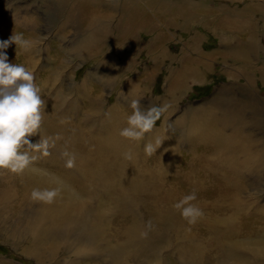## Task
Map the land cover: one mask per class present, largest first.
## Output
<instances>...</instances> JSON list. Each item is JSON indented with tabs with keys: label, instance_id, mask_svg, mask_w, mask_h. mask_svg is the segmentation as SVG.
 Returning a JSON list of instances; mask_svg holds the SVG:
<instances>
[{
	"label": "rangeland",
	"instance_id": "obj_1",
	"mask_svg": "<svg viewBox=\"0 0 264 264\" xmlns=\"http://www.w3.org/2000/svg\"><path fill=\"white\" fill-rule=\"evenodd\" d=\"M131 4L165 37L161 61L154 60L158 52L147 49L148 31L121 40L117 27L126 22L125 5ZM224 16L230 28L219 25ZM234 21L243 30L233 27ZM16 32L30 38L31 48L12 43L4 51L10 62L34 72L46 102L40 134L31 139L56 133L60 138L50 155L24 172L0 170V264H210L204 256L209 250L192 259L190 245H182L191 235L218 240L224 251L216 257L218 264H264V0H0V40ZM141 42L145 45L137 47ZM238 43L255 45L245 62L220 59L221 53L238 51ZM195 56L202 58V80L188 79L172 92L170 73ZM126 60L129 67L108 82V72ZM154 63L158 67L149 85L138 81L143 67ZM133 98H140L144 109L167 106L139 140L119 135ZM200 118L207 131L212 118L220 120L219 131L234 141L231 151L201 152ZM158 138L161 144L147 155L145 145ZM65 151L74 154V166H66ZM33 188H58L59 193L51 203L35 201ZM193 191L191 203L199 202L203 215L193 224L184 217L172 220L164 240L154 236L162 231L149 223L161 216L154 208L167 200L170 212L179 210L176 201ZM216 196L228 198L231 208L206 207ZM128 202L143 242L139 233L134 239L128 235L134 233L124 212ZM57 212L66 214L63 219L66 212L74 218L88 213L89 226L59 220L55 225L51 217ZM94 227L98 245L89 235ZM43 231L53 239L40 245L36 241ZM113 231L121 238H112ZM138 248L140 256L134 252Z\"/></svg>",
	"mask_w": 264,
	"mask_h": 264
},
{
	"label": "clouds",
	"instance_id": "obj_2",
	"mask_svg": "<svg viewBox=\"0 0 264 264\" xmlns=\"http://www.w3.org/2000/svg\"><path fill=\"white\" fill-rule=\"evenodd\" d=\"M12 43L25 50L30 49L32 44L30 38L20 32L13 33L6 40H0V170L19 174L32 166L37 159L50 155V148L55 146L60 134L56 133L52 137L40 135L35 142L31 139L33 135L40 134L46 102L35 82L34 72L22 63L8 60L4 49ZM127 105L132 111L119 135L131 140H139L153 129L167 107L152 105L144 109L140 105V98L128 100ZM160 144L159 138L154 144H146V154L152 155ZM63 155L68 157L66 166H74V154L65 151ZM125 156L130 158V153ZM58 193V188H33L30 198L51 203ZM194 200L195 191L186 194L174 205L189 224L195 223L203 215L202 209L191 203Z\"/></svg>",
	"mask_w": 264,
	"mask_h": 264
},
{
	"label": "bare ground",
	"instance_id": "obj_3",
	"mask_svg": "<svg viewBox=\"0 0 264 264\" xmlns=\"http://www.w3.org/2000/svg\"><path fill=\"white\" fill-rule=\"evenodd\" d=\"M251 6V5H250ZM136 8V7H135ZM134 7L132 8V4L129 6V5H125V12H124V16H126V18H127V20H126V22L123 24V25H119L118 27H117V29H118V31L121 33L120 35H121V40L122 41H124V42H126V40L128 39V38H132V35H136V34H138V32L140 31V30H142V32L145 30V31H148L147 33L150 35L151 34V39L149 40V41H147V44H146V46H147V49L148 50H152V51H155V52H158L159 54L158 55H153L154 56V60L155 61H161V59L162 58H165L163 55H164V53H165V37L164 36H160V33L161 32H159L158 33V35H157V29H155L156 27H155V25H154V23L153 24H150V23H152V22H154V21H150L151 19H150V16L149 15H147L146 13H144L143 12V10H141V9H135ZM158 9L160 10V12H163V15H162V18H163V16H164V12H165V7H164V5H161L160 7H158ZM237 16V15H236ZM103 17H105L106 18V16H103ZM229 18H228V16H227V18L224 16L223 18H221V19H218V22H219V25L221 26V28L223 27V26H225V25H227L228 24V20ZM158 22H159V20H158ZM163 23L166 25V19H164L163 20ZM174 25H176V22L174 23V24H171V23H168V27L169 26H174ZM178 26V25H177ZM228 26H229V24H228ZM232 26L233 27H236V28H238V30L240 29V30H243V28L241 27V26H243V24L242 23H235V21L233 22V24H232ZM144 27H147L148 29H145ZM176 27V26H175ZM157 28H158V26H157ZM221 28H220V30H221ZM225 28V27H224ZM227 28H230V26L229 27H227ZM126 37H128L127 39H125ZM100 37H97V38H95V42H97V40L96 39H99ZM253 37H251V39H252ZM136 40V39H135ZM139 40V39H138ZM142 40V39H141ZM121 41V42H122ZM130 41H131V39H130ZM134 41V40H133ZM120 42V43H121ZM135 42H137V41H135ZM123 43V42H122ZM121 43V44H122ZM242 44L243 43H238L237 45H238V47L236 48L238 51H236V52H234V54H228V53H226V54H224V53H221L220 54V59L221 60H227L228 59V57L229 56H231L232 58L234 57V59H237V61L240 63V62H245V60H246V54H248V52L250 51V50H253L254 49V47H255V45L254 44H252V43H250V45H243L242 46ZM138 45V46H137ZM136 46L137 47H139L140 45H145L143 42H141L140 44H137ZM225 45H227V42H225ZM151 51V52H152ZM247 52V53H246ZM149 53V52H148ZM150 54H152V53H150ZM156 54V53H155ZM211 54V53H210ZM191 55V54H190ZM183 56V55H182ZM193 56V55H192ZM198 56H200V55H198ZM207 56V55H206ZM210 56V55H209ZM213 56V55H212ZM217 56V55H216ZM151 58H153L152 57V55H151ZM185 58V57H184ZM180 59V58H179ZM199 59V58H198ZM212 60L213 59H216V57L215 58H211ZM218 59V58H217ZM131 60V59H130ZM130 60H126L124 63H122L121 65H117L116 67H114V69H112L111 71H109L108 72V82H111V81H114V80H116L118 77H119V70L121 69V71L123 72L125 69H127L128 67H129V64L131 63L130 62ZM185 61V60H184ZM181 62H182V59H181ZM194 61H192V63H193ZM210 62V61H209ZM162 63H164V62H162ZM183 63H185V62H183ZM182 64V63H181ZM188 64V63H187ZM131 66V65H130ZM156 66V64L154 63V65H153V67H151V72H147V70H149V68L148 69H144L145 70V78H144V80H148V82H149V80L151 79V76L152 75H154L153 74V72H154V68H156L155 67ZM158 66V65H157ZM195 67V66H194ZM199 68H201L200 67V65H199ZM205 68H207V67H205ZM183 70L182 71H178V72H176V77L174 78V80L173 81H171L170 83H169V85L171 86V91L172 92H176V91H178L177 89H181L182 87H184V83H183V79L185 78V82L188 80V79H190V77L188 76L189 75V72H190V69H189V67H188V65L187 66H185L184 68H182ZM122 72H121V74H122ZM193 73V72H192ZM200 73V72H199ZM120 74V75H121ZM122 77V76H121ZM139 84V83H138ZM138 84H131L132 85V88L133 89H135L136 88V86L138 87ZM128 86V85H127ZM131 87V86H130ZM129 87V88H130ZM136 89H138V88H136ZM147 90V89H146ZM131 92V91H130ZM158 101V100H157ZM166 102V101H165ZM120 113V112H119ZM123 118V117H122ZM125 118V117H124ZM197 120V119H196ZM125 121V120H124ZM219 122H220V120L219 119H216V118H212L211 119V121L209 122V123H207V125H208V127H211V129H210V131L208 130H205V125H204V123H206L205 122V120L203 119V118H200L199 119V122H196L197 123V129H198V137H199V147H200V150H201V152H203V153H210V154H213V155H216L217 153H219L221 150H227V149H229V151H231L232 150V145L234 144V141L233 140H231V139H229L226 135H224L221 131H219L220 129H218V124H219ZM198 124H199V126H198ZM196 128V127H195ZM196 133V132H195ZM196 143H197V141H196ZM195 143V144H196ZM239 143V142H238ZM235 145V144H234ZM234 148V147H233ZM243 148V147H242ZM237 149V148H236ZM236 149L234 150L235 152H236ZM238 154V153H237ZM203 156H206V155H203ZM224 195H226V194H224ZM180 200V198L177 200V201H179ZM176 201V202H177ZM164 203H163V206H161V207H159V208H154L155 209V211H156V216L158 215V216H160V214H161V216H160V218L158 217V218H154L153 216V218L151 217V219H153V221H150L151 219L149 218V223L150 222H152V223H150V224H158V227H161L162 229H160V230H162V231H160V232H156V233H153L154 234V236H158L159 238H162V237H166V234L169 232V231H171V227L169 226V224H170V222L172 221V220H184V219H182L183 217L182 216H180L179 217V213H180V210H175L174 208H173V211L174 212H170L169 210V207L167 206L168 205V201L166 200V201H163ZM193 204H195V205H197V206H199V202H196V203H193ZM107 206V204H104V207H106ZM208 206H210V209H215V210H217V211H221V210H224V209H227V208H231V206H232V203H230L229 202V199L228 198H226V197H223V196H216L215 197V200L212 202V203H210V204H208V205H206V207H208ZM132 207H133V204L132 203H126L125 204V207H124V212L126 213V216H129L130 217V220H131V222H130V224L132 225L131 227H134V233H131L130 232V234H128V235H131L130 237H131V239H134V237L135 238H138L137 236V234L139 233L138 231H135V229H138L137 228V225H136V219H134L135 217L132 215L133 214V210L134 209H132ZM158 209V210H157ZM152 212H153V210H151ZM92 212V211H91ZM91 212H90V214H91ZM132 212V213H131ZM67 213V219H63V216L65 215L66 216V214L64 213H61L60 214V212H57V213H53V215H52V219H53V221H54V224L56 225V221H58V223L60 224L61 222L63 223V224H66V223H68V224H71V221H74L76 224H80V225H82L83 223H84V226L85 227H88L89 226V224L87 223V215H88V213H82V214H80V215H78L76 218H74L73 216H72V213H68V212H66ZM95 213H97V212H95ZM89 214V215H90ZM60 215V216H59ZM99 215V214H98ZM155 215V214H154ZM87 216V217H86ZM91 216V215H90ZM93 216L95 217L96 216V214H93ZM92 216V217H93ZM100 216V215H99ZM93 217V218H94ZM97 217V216H96ZM95 217V218H96ZM178 217H179V219H178ZM70 218V219H69ZM101 218V217H100ZM99 218V219H100ZM128 218V217H127ZM169 218V221L168 220H166L165 221V219H168ZM102 220V219H101ZM117 220V219H116ZM115 220V221H116ZM120 220V224H121V228H123V225L125 224V223H122V221H121V219H119ZM128 220H129V218H128ZM158 220V221H157ZM92 221V220H91ZM127 221V220H126ZM93 222V221H92ZM173 222V221H172ZM57 223V225L58 226H60L59 224ZM174 223V222H173ZM88 224V225H87ZM115 224V223H114ZM128 224V223H127ZM134 225V226H133ZM97 226H99V225H97ZM140 226V225H139ZM114 227V226H113ZM119 227V226H118ZM128 227H130V226H128ZM127 227V228H128ZM153 227H155V226H153ZM142 228V227H141ZM94 229H95V227H94ZM93 228H92V231H90L89 232V235L91 236V235H93V238H91V240L93 241V242H95L94 244H97V243H99V242H97L96 241V237H95V235H96V233L98 232V230L97 229H95L94 230ZM157 228H155V230H156ZM120 230V229H119ZM153 230V229H152ZM158 230V229H157ZM129 230H127L126 231V233L128 232ZM141 231H142V229H141ZM153 232H155V231H153ZM42 233V235H41V239H40V241H36L37 243H40V245H41V242H45V241H50V239L52 240L53 238H51L49 235H48V232L47 231H43V232H41ZM56 235V234H55ZM84 235H86V234H84ZM113 235V236H112ZM115 235H118L120 238H121V234H119V232H117V231H113L112 233H111V236H112V238L115 236ZM152 235V234H151ZM153 236V237H154ZM54 237V236H53ZM86 237V236H85ZM149 237V239H151V237H150V235L148 236ZM120 238H115V240H119ZM128 239V238H127ZM139 239H140V242L142 241L143 242V238H142V235L139 233ZM148 239V238H147ZM163 239V238H162ZM82 240H87V243H89L88 242V239H82ZM90 240V241H91ZM152 240V239H151ZM164 240V239H163ZM130 241V240H129ZM134 241V240H133ZM147 241V240H146ZM186 241V244L185 243H183L182 245L184 246V247H186V248H188V245H190V249H191V252H189V255L191 256V258L192 259H194V257L193 256H195V257H199L200 255H203V253L204 252H207V250H209L208 252V254H207V256L206 255H204L205 256V258L207 259V261H208V263H210V264H218V262L217 261H215L216 260V257L217 256H220V254H224V251H222V253H220V247H219V243H218V240H212V241H208V240H206L205 238H198V236H196V235H191L190 236V238L188 239V240H185ZM184 241V242H185ZM149 242V241H148ZM119 243H121V241L119 242ZM172 243V242H171ZM134 244H135V242H134ZM98 245V244H97ZM128 245V244H127ZM180 245V244H179ZM208 247H210V248H208ZM129 246V245H128ZM139 246V240L137 239V243H136V248ZM204 246H205V248H204ZM133 247H134V245H133ZM143 247V246H142ZM76 248H78V247H76ZM126 249V251L125 252H128V253H131V251H129L128 250V248L127 247H125ZM132 248V247H131ZM135 248V247H134ZM135 248V249H136ZM116 249V248H115ZM145 249V248H144ZM90 250V249H89ZM206 250V251H205ZM148 251V250H147ZM189 251V250H188ZM202 251H203V253H202ZM136 254H137V256H138V254H139V256H140V252H141V254H142V249L141 248H138L136 251H134ZM148 252H150V251H148ZM227 252V251H226ZM225 252V253H226ZM191 253V254H190ZM88 254V253H87ZM118 256V255H117ZM116 256V257H117ZM115 257V258H116ZM157 257V256H156ZM118 258V257H117ZM204 258V257H203ZM205 258H204V260H205ZM111 259V258H110ZM109 259V261H111ZM114 259V258H113ZM135 259H136V257H135ZM197 259V258H196ZM184 260V259H183ZM198 260V259H197ZM117 261V260H116ZM151 261H153V259L151 260ZM195 261V260H194ZM118 262V261H117ZM120 262V261H119ZM204 262V261H203ZM145 263H146V261H145ZM144 263V264H145ZM111 264H113V263H111ZM120 264V263H119ZM220 264V263H219Z\"/></svg>",
	"mask_w": 264,
	"mask_h": 264
},
{
	"label": "crops",
	"instance_id": "obj_4",
	"mask_svg": "<svg viewBox=\"0 0 264 264\" xmlns=\"http://www.w3.org/2000/svg\"><path fill=\"white\" fill-rule=\"evenodd\" d=\"M228 54H231L230 52H228ZM233 54V53H232ZM199 58V59H198ZM229 58H232L231 56H229L228 57V59ZM233 59H234V57H233ZM185 60V63H183L184 65H182V67H180L179 69H177V70H174V71H172L171 73H170V75H169V77H168V79H169V82L168 83H170V81H173L174 80V78L176 77V72H178V71H182L183 69L182 68H184L185 66H187L188 65V67H189V69H190V72H189V77H190V79L191 78H194L195 80H198V81H201L202 80V78H203V75H205L204 74V66H203V62H202V58L201 57H197V56H195V58H188V59H184ZM235 60V59H234ZM237 60V59H236ZM192 61H194L193 63H192ZM188 63V64H187ZM199 65H200V67L201 68H199ZM195 66V67H194ZM149 68V70H147V72H151L152 70H151V67H147V66H144L143 67V70H144V68ZM158 67V66H157ZM157 67L156 68H154V72H153V74L155 73V71L157 70ZM206 69H208V68H206ZM193 72V73H192ZM200 72V73H199ZM228 74H230L228 71H227V75ZM145 72H144V75H138V81H146V80H144V78H145ZM152 77H153V75L151 76V79H152ZM150 79V80H151ZM167 79V80H168ZM149 80V81H150ZM136 81V80H135ZM138 81H136V82H138ZM183 81H185V78L183 79ZM147 83H148V80H147ZM148 85H149V83H148Z\"/></svg>",
	"mask_w": 264,
	"mask_h": 264
}]
</instances>
